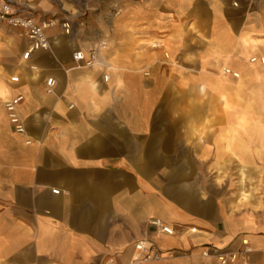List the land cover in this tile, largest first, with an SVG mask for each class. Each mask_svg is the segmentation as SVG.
<instances>
[{"label": "crops", "instance_id": "obj_1", "mask_svg": "<svg viewBox=\"0 0 264 264\" xmlns=\"http://www.w3.org/2000/svg\"><path fill=\"white\" fill-rule=\"evenodd\" d=\"M119 1L111 23L107 3L85 2V32L107 38L93 67L73 60L77 50L88 59L86 45L59 27L48 30L51 51L29 61L26 41L0 28V264H131L143 237L162 258L142 264H215L201 251L236 250L244 239L264 264V118L180 117L178 102L162 116L168 95L205 96L206 79L234 78L226 67L252 92L264 85V66L243 49L235 61L227 42L264 13V0ZM18 95L21 134L3 105ZM151 218L175 235L158 234Z\"/></svg>", "mask_w": 264, "mask_h": 264}, {"label": "built area", "instance_id": "obj_2", "mask_svg": "<svg viewBox=\"0 0 264 264\" xmlns=\"http://www.w3.org/2000/svg\"><path fill=\"white\" fill-rule=\"evenodd\" d=\"M35 1L42 0H0V28L6 26L14 30L26 41V48L21 55L23 61H29L30 57L38 51H51V37L48 30L59 27L61 32L72 40L80 39L88 50V59L84 60L83 52L77 50L73 52V60L76 63L82 62L86 67H93L98 60L100 53L107 46V38L96 31L85 32V19L88 6L85 0H45L55 6L56 13L50 10H41L35 6ZM96 3L105 2L108 4L109 12L105 17L107 23L119 16L121 6L119 0H93ZM233 7L238 6L237 1L232 2ZM256 60V59H252ZM264 60V59H262ZM30 70L37 71L35 65L29 66ZM225 73H231L229 69H224ZM11 83H18L19 77H10ZM108 80V76H104ZM56 80L53 77L45 79V92L53 93ZM23 96L18 95L3 101L6 116L13 132L21 134L24 132V123L18 114L17 106L22 102ZM30 143V141H27ZM57 193V190H53ZM148 224L152 226L158 234L168 236L175 235L176 231L170 224L159 218H151ZM192 232L195 229H191ZM153 244L148 237L138 239L134 244L135 254L131 264H142L157 261L162 258L161 254L153 251ZM253 249L249 242L244 239L241 246L236 250L204 249L200 256L213 259L215 264H255L251 259ZM172 256V254L170 255Z\"/></svg>", "mask_w": 264, "mask_h": 264}, {"label": "rangeland", "instance_id": "obj_3", "mask_svg": "<svg viewBox=\"0 0 264 264\" xmlns=\"http://www.w3.org/2000/svg\"><path fill=\"white\" fill-rule=\"evenodd\" d=\"M90 1V0H85ZM84 2V3H85ZM105 7V2H104ZM93 9L88 5V12ZM102 11V18L105 20L107 16L106 12ZM261 13V12H260ZM86 15V17H87ZM235 20L240 24L243 21L242 15H236ZM252 25L251 30L247 29V23ZM247 23L244 24V28L242 30H237L236 28L231 30V35L227 42L230 45H234L237 49L235 54L232 55L235 61L241 60L243 57L241 55V49H243V53L245 56H248L251 64H260L264 66V30H258L253 27L254 23H261L264 25V13L255 17L254 19H250ZM198 33L199 31H195ZM201 49V47H197ZM256 59V60H252ZM195 66L197 67V62H195ZM227 69L229 67H226ZM231 72H236L238 75L240 74L239 79H234L231 76H227L226 74L223 76V81L219 78L211 77L209 79V87L210 93L205 96L201 95H185L178 94V99L176 100L175 95H168L165 103H164V111L162 116L170 115L171 105L174 106L176 103L179 107V116H206L210 118H235V117H258L264 118V85H254V91H251L250 83L246 81L241 73L237 70H230ZM262 72H264V68H262ZM231 74V73H230ZM249 89V90H248ZM221 91V92H220ZM220 92V93H219ZM223 101V104L226 106V109H221L219 101ZM239 103H242L243 108H239ZM202 106H207V108L203 109ZM253 107V109H252ZM174 112V110H173ZM260 178L264 177V173H260ZM262 182V180H261ZM164 264H171L170 261ZM180 264H194V263H180Z\"/></svg>", "mask_w": 264, "mask_h": 264}, {"label": "bare ground", "instance_id": "obj_4", "mask_svg": "<svg viewBox=\"0 0 264 264\" xmlns=\"http://www.w3.org/2000/svg\"><path fill=\"white\" fill-rule=\"evenodd\" d=\"M234 77H238L239 75L237 74V73H234V75H233ZM245 198V197H244Z\"/></svg>", "mask_w": 264, "mask_h": 264}]
</instances>
